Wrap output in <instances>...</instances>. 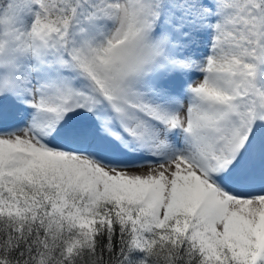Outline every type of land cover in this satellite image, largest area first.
Masks as SVG:
<instances>
[{"label": "snow or ice", "instance_id": "snow-or-ice-1", "mask_svg": "<svg viewBox=\"0 0 264 264\" xmlns=\"http://www.w3.org/2000/svg\"><path fill=\"white\" fill-rule=\"evenodd\" d=\"M0 264H264V0H0Z\"/></svg>", "mask_w": 264, "mask_h": 264}]
</instances>
